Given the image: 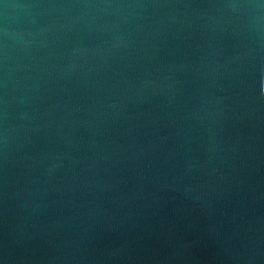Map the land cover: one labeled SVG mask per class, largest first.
<instances>
[{
	"label": "water",
	"instance_id": "1",
	"mask_svg": "<svg viewBox=\"0 0 264 264\" xmlns=\"http://www.w3.org/2000/svg\"><path fill=\"white\" fill-rule=\"evenodd\" d=\"M0 264H264V0H0Z\"/></svg>",
	"mask_w": 264,
	"mask_h": 264
}]
</instances>
